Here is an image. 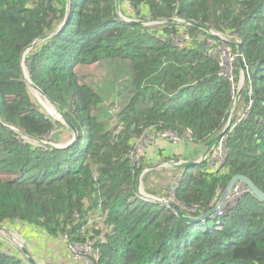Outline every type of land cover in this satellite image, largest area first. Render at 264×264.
I'll return each mask as SVG.
<instances>
[{
    "label": "trees",
    "instance_id": "1",
    "mask_svg": "<svg viewBox=\"0 0 264 264\" xmlns=\"http://www.w3.org/2000/svg\"><path fill=\"white\" fill-rule=\"evenodd\" d=\"M119 9L132 19L166 21L131 24ZM119 9L117 0H0V122L14 128L0 123V226L89 245L93 264H264V202L251 191L223 216L193 222L141 197L137 181L147 164L143 152L131 158L150 130L208 146L232 115L239 59L232 83L209 52V31L167 20L194 21L232 36L237 52L241 43L247 81L226 132L225 162L215 170L211 153L185 167L175 192L161 197L195 218L216 205L236 174L264 191V0H121ZM53 30L25 54L26 78L23 53ZM103 60L131 74L118 110L103 107L115 116L111 128L98 114L104 96L76 72ZM32 83L78 130L70 146L35 140L60 142L71 129L38 108ZM16 248L0 246V264H28Z\"/></svg>",
    "mask_w": 264,
    "mask_h": 264
},
{
    "label": "rangeland",
    "instance_id": "2",
    "mask_svg": "<svg viewBox=\"0 0 264 264\" xmlns=\"http://www.w3.org/2000/svg\"><path fill=\"white\" fill-rule=\"evenodd\" d=\"M129 8H131V7L126 8V10L128 9V13L136 12L134 9H129ZM118 12H119L118 13L119 16H122V18H126L127 20L132 19V17L126 16V14L124 15V13L121 12V9H119ZM133 20L142 21L143 26H146V27H149V26L155 27V26H159V25L163 24L161 21L158 22L157 24H154L153 22L150 21V19L136 18ZM177 22L183 23V21L181 19H177ZM211 33H215L220 37H224V35L222 33H219L218 31H211ZM181 41H182V37H178V38L175 37L174 42L176 44H179ZM219 44H221V42ZM226 47H228V46H226ZM231 50L235 51L233 47ZM29 51L30 50H28V52ZM22 69H23L24 76L27 78V62H26L25 57H24V59H22ZM232 69H233V67H232ZM76 72L78 73V76H79L80 81L82 83H87L88 85H91L92 87H94V89H97L98 91H100L102 93V95L104 96V99L101 102L103 106L101 108H98V110H101L98 114L102 113L101 115H99L100 120L108 128L109 127L111 128V126L113 125L112 121L115 119V116L113 113L115 110H118V106L122 105V103L124 101V96L126 95V93H124L122 91V88H124L127 84V83L123 84L125 79L126 78L128 79V77L131 76V74L128 73V68L125 66H121L120 64H111V62H109L107 60H103L99 63L77 66ZM232 73H233V70H232ZM240 78H241L242 82L238 83V86L236 87V90H235V107H236L235 111L238 109L239 102L242 100L243 89H244L246 81H247V76H245V75H242ZM31 90H32V94L34 96L35 101L39 105L38 108L40 110L44 109L45 113L51 115L53 117V119L58 124L61 125V128L63 131L66 130L67 129L66 124H65L64 120L62 119V117L60 116V114L57 112V107L54 104H52L47 98H45L43 95L38 93L37 91L33 90L32 88H31ZM114 99H117V101L114 102L113 101ZM107 106H110L111 109L113 110V113L110 115L114 116V117L111 119L109 118L108 112L107 111L105 112L103 109V107H105V109H106ZM48 110H50V112ZM235 118H236V116L234 115L233 116L234 121H235ZM239 119H241V116H238L236 121H239ZM77 133H78V130H77ZM78 135H79V133H78ZM78 135H77V138H78ZM75 141H76V139L74 140V133L72 130L66 131L65 134L63 135V137L61 138L60 142H54L51 140H43V142L51 143L52 145H55L56 147H68L72 143H74ZM146 172L147 171H145L142 175L140 174L141 176L138 177L139 185L137 186V190H138V187H140L141 190L146 191L143 188V183L146 181V177H147ZM173 182L174 181H172L171 185H169L170 188L172 187ZM170 191H172V188ZM146 192L151 194V195H154L156 197H160L161 199L164 200L160 203L169 204L176 211L173 204H175L176 206H178V205L174 201H172L170 198L161 197V196H164L161 194H160V196H157L153 192H148V191H146ZM3 226H4V228H8L10 230V233H6L4 231L0 232V246L2 247L3 252L12 251L14 253L13 248H16V247H17L16 249H18L21 252L19 244L24 242V244L27 245L29 243V240H28V237H25L23 234L20 233V231L22 229L26 230L27 228L25 229V227L21 224H18L15 227L14 226L10 227L8 225H3ZM13 246H15V247H13ZM21 254H22V257H24V259L27 261L26 255L24 253H21ZM75 254L76 253L74 252V255Z\"/></svg>",
    "mask_w": 264,
    "mask_h": 264
},
{
    "label": "crops",
    "instance_id": "3",
    "mask_svg": "<svg viewBox=\"0 0 264 264\" xmlns=\"http://www.w3.org/2000/svg\"><path fill=\"white\" fill-rule=\"evenodd\" d=\"M207 147L205 144L196 145L188 141L173 143L157 139L141 155L147 164L145 168L147 177L143 188L157 196L165 193L166 190L172 188L169 187L172 181L181 180L186 172L185 167H179L173 161H198ZM25 229H22L20 233L28 237V248L37 262L39 261L41 264H86L83 259L75 258L65 239L51 237L43 230L35 228L25 227Z\"/></svg>",
    "mask_w": 264,
    "mask_h": 264
},
{
    "label": "built area",
    "instance_id": "4",
    "mask_svg": "<svg viewBox=\"0 0 264 264\" xmlns=\"http://www.w3.org/2000/svg\"><path fill=\"white\" fill-rule=\"evenodd\" d=\"M150 21L153 22L154 24H157L158 22H160V21H154L151 19ZM183 23H184V20H183ZM211 31H217V30L209 31L211 34V36L208 38V41H207V47L209 49V52L212 54L213 57L217 58L221 73L224 76L228 77L232 81V83H234L235 82L234 64L239 59V53L237 51L231 50L232 49L231 43L233 42L234 38H232V36L230 35H227V34H224L218 31L219 33H222L224 35V37H220L215 33H211ZM215 38L219 39L221 44H219L220 42L215 40ZM182 43H184L183 38H182V41L177 45H181ZM225 45L228 46L229 48L226 47ZM232 70H233V73H232ZM241 76H242V72H241L240 77ZM241 82L242 81L240 78L238 83H241ZM235 90H234V94H235ZM157 139L171 140V142L173 143H182L188 140L187 136L182 137L177 132H174V131L169 130V131L158 132V131L150 130L144 135V137H142L137 142L136 150L132 153L131 158L133 160H138V155L142 153L149 146V144L154 143ZM227 141H228V135L225 133L212 151V155H211L212 167H214L215 170L219 169L226 160ZM178 186H179V180L176 179L174 180L172 184V192H175ZM247 191H248V188L244 184L238 183L233 188L226 203L222 207H220L217 213L215 214L219 217L223 216L225 214V211L228 208L233 207L242 198V196L245 193H247ZM140 195L142 198L146 200H152L151 198H149V195H151L149 193L143 192V193H140ZM71 249L73 253L74 252L76 253L74 255L76 259L78 260L83 259L86 264H93L92 259H91L92 248L89 245L85 247H81V246L71 247Z\"/></svg>",
    "mask_w": 264,
    "mask_h": 264
},
{
    "label": "water",
    "instance_id": "5",
    "mask_svg": "<svg viewBox=\"0 0 264 264\" xmlns=\"http://www.w3.org/2000/svg\"><path fill=\"white\" fill-rule=\"evenodd\" d=\"M120 1L121 0H117V6H118V9H119V4H120ZM69 4H70V1H69ZM68 17H69V13L67 14L66 16V19L64 21V23L62 24V26L60 27V29H63V27L65 26L67 20H68ZM122 18V16H120ZM124 21L126 22H129L131 24H138V25H143V22L142 21H139V20H127L126 18H122ZM166 20H163L161 22H164ZM169 22H172V21H175L177 22V19H169L167 20ZM183 21V20H182ZM184 23H188L190 25H193L195 27H198V28H201V29H204L206 31H210L211 29L204 25V24H201V23H197V22H194V21H189V22H186L184 21ZM59 29V30H60ZM57 31L53 30L51 31L50 33L42 36L39 40L35 41L34 43H32L31 45H29L27 47V49L25 50V52L23 53V56L22 58L24 59L25 57V54L28 52V50L36 47L41 41L49 38L50 36L54 35L55 33H57ZM237 46H238V53H239V64H240V67H241V72H242V75H245L247 76V70H246V67H245V63H244V59L242 57V52H241V43L240 42H237ZM33 90L37 91L38 93H40L41 95L44 96V93L41 91V89L36 86L35 84H31L30 86ZM45 97V96H44ZM46 98V97H45ZM235 108L234 107V110L232 112V115L230 116V119L226 125V127L221 131L219 132L214 138L213 140L211 141V143L208 145V147L206 148V151L204 152L203 156L198 160V161H179V160H175L173 161V163L179 167H187L189 165H194V164H199L201 162H203L213 151V149L215 148V146L218 144V142L220 141V139L222 138V136L227 132L228 130V127L231 125V122L233 120V114H235ZM50 112V110H48ZM57 112L60 114V116L62 117V119L64 120L65 124L67 127H69L73 133H74V140L77 139V129L76 127L73 125V123L64 115V113L59 109L57 108ZM3 126H5L6 128L8 129H11V130H14V128L0 122ZM32 139V138H31ZM36 141H41L43 142L42 140H39V139H35ZM44 144H47V145H51V146H55V145H52L51 143H46V142H43ZM59 148H64V147H59ZM147 171V169H145L141 175ZM140 175V176H141ZM238 183H242L244 184L249 191H251L254 195H256L260 200H262L264 202V191H262L249 177H247L246 175H241V174H236L234 176L231 177V179L229 180V182L227 183L226 187L224 188V190L222 191L221 195H220V198L218 200V202L216 203V205L210 209L209 211H207L206 213L200 215L199 217H190L188 215L185 214V212L178 206H176L175 204L174 207L177 211V213H179L180 215L182 216H185L188 220L190 221H204L206 220L207 218H210L211 216L215 215V213H217V211L219 210L220 207H222L227 199L229 198L233 188L238 184ZM139 185V181H137V186ZM138 191L140 193H143L146 191L144 190H141L140 187H138ZM149 198H151L153 201L155 202H162L164 201L163 199H161L160 197H156V196H153V195H149ZM6 232V233H10V230L8 228H4L3 225L0 226V232ZM19 247L22 251V253H24L27 257V262L28 264H39L37 262V260L34 258V256L32 255V253L30 252L28 246L26 244L23 243H20L19 244Z\"/></svg>",
    "mask_w": 264,
    "mask_h": 264
}]
</instances>
